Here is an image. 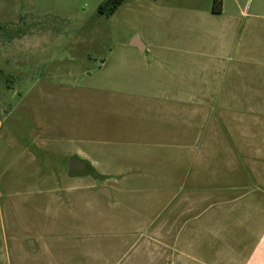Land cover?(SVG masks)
<instances>
[{"label":"rangeland","instance_id":"rangeland-1","mask_svg":"<svg viewBox=\"0 0 264 264\" xmlns=\"http://www.w3.org/2000/svg\"><path fill=\"white\" fill-rule=\"evenodd\" d=\"M103 1L0 0V245L12 227L23 236L30 225L43 239L26 241L36 258L49 256L48 245L55 259L87 264L88 249L76 241L109 243L104 256L119 264L154 254L144 246L158 218L155 181L136 182L123 205L105 199L80 221L65 211L49 217L56 209L51 189L63 196L70 186L82 194L92 183L107 186L91 174L70 177L64 154L80 149L100 172L108 170V156L123 155L126 131L162 128L158 117L169 111L215 112L231 90L234 66L264 67V56L251 54L264 51V0H239L240 9L224 0L237 14L248 3L242 14L249 17L229 29L188 16L190 2L207 11L211 0H125L109 16L99 12ZM135 35L148 52L131 45ZM161 153L156 166L170 173L181 153Z\"/></svg>","mask_w":264,"mask_h":264},{"label":"crops","instance_id":"crops-1","mask_svg":"<svg viewBox=\"0 0 264 264\" xmlns=\"http://www.w3.org/2000/svg\"><path fill=\"white\" fill-rule=\"evenodd\" d=\"M234 5L239 9L243 7L239 0H234ZM189 6V17L209 19L212 23L225 24L226 28L242 23L244 16L249 17L248 12L242 14L248 6L247 1L239 14L228 12V3L224 0H211L207 11L199 10V5L192 2ZM221 34L225 38L226 33ZM251 54L264 56V51L255 49ZM234 70L231 90L215 112L209 107L198 113L193 107L183 113L169 111L158 117L162 128L126 131L127 140L121 149L123 155L108 156L105 165L108 170L100 172L95 160L80 149L64 154L69 159L76 156L86 160L105 175V178L94 177L110 187L112 199L102 195L101 186L94 183L89 186L88 194L70 186L68 193L61 196L56 187L49 191L50 199L56 204L49 217L65 211L77 220L83 211L93 212L100 202L106 203L105 199L113 201L110 206L123 205L121 197L137 190L132 185L155 181L157 202L160 200L156 203L155 216L158 218L150 224L153 225L148 234L151 238L144 246L149 250L153 248L154 254L148 258H133L126 264H264V67L250 70L234 66ZM163 151L181 153L174 163L171 161L170 173L156 166V161L163 163ZM145 171L152 174L146 175ZM85 175L88 173H70L75 180ZM52 180L45 179L48 183ZM62 182L68 181L56 180L57 184ZM36 189L43 191L38 186ZM84 205L89 209H84ZM90 218L88 228L92 230L96 226L93 215ZM29 226L24 229L23 236L11 228V239L0 245V263H68L69 260L62 256L53 258L48 245L42 246L48 257H34L26 241L43 239L35 237ZM47 231L51 232L50 225ZM76 242L75 248L88 249L85 255L88 259L84 260L87 264H119L120 260L104 256L109 243ZM72 261L83 263H76V258Z\"/></svg>","mask_w":264,"mask_h":264},{"label":"water","instance_id":"water-1","mask_svg":"<svg viewBox=\"0 0 264 264\" xmlns=\"http://www.w3.org/2000/svg\"><path fill=\"white\" fill-rule=\"evenodd\" d=\"M131 45L137 47L141 51H145L144 43L142 42L139 35H135L133 39L131 40ZM86 160L78 158L76 156H72L69 160V166L68 170L71 174L76 173V171L86 170ZM89 172V171H88ZM93 176H96V174L91 173ZM99 192L104 195L105 197L112 199V193L109 187L102 186L99 188Z\"/></svg>","mask_w":264,"mask_h":264},{"label":"trees","instance_id":"trees-1","mask_svg":"<svg viewBox=\"0 0 264 264\" xmlns=\"http://www.w3.org/2000/svg\"><path fill=\"white\" fill-rule=\"evenodd\" d=\"M125 0H105L99 6V12L106 15H112L123 3ZM88 174L94 173L96 177L105 178V175H102L96 169L90 166V171L85 172Z\"/></svg>","mask_w":264,"mask_h":264},{"label":"flooded vegetation","instance_id":"flooded-vegetation-1","mask_svg":"<svg viewBox=\"0 0 264 264\" xmlns=\"http://www.w3.org/2000/svg\"><path fill=\"white\" fill-rule=\"evenodd\" d=\"M86 165H87V168H86V170H81V171H76V173H85V172H88V171H90V165H89V163H87V161H86Z\"/></svg>","mask_w":264,"mask_h":264}]
</instances>
